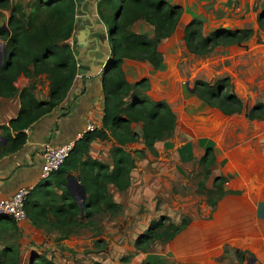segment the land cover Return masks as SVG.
Instances as JSON below:
<instances>
[{"label":"crops","instance_id":"1","mask_svg":"<svg viewBox=\"0 0 264 264\" xmlns=\"http://www.w3.org/2000/svg\"><path fill=\"white\" fill-rule=\"evenodd\" d=\"M74 1V27L67 42L77 62L76 76L60 103L25 128V142L11 152L2 150L7 146L2 125L17 115L19 92L30 83L34 84V95L38 100L47 99L48 80L45 74L35 77L20 74L14 82L17 92L10 97L0 96V197L11 195L20 186L31 185L32 191L27 199L31 202L32 199L36 200L33 211L38 210L45 200L53 202L51 193L55 195L54 198L60 196L63 178L65 185L69 177L78 178L80 182L75 170L61 171L59 174L54 172L48 178L40 179L43 143L74 142L88 124L101 126L104 103L102 73L110 56L107 19L112 9L110 4L101 6L103 1L108 0ZM166 1L180 6L181 16L174 32L158 45L163 57L160 66L153 68L145 61L125 58L122 67L130 83L148 79V93L169 105L175 113L176 126L170 137L155 142L156 153L153 154L144 147L140 124H132L140 137L123 146L134 158L131 182L125 190H118L111 183L106 185L111 203L116 205L111 210L117 211L121 207L131 210L139 198L146 196L145 189L157 192L160 188L169 194L174 186L183 189L194 187L191 185L193 180L188 182L193 168L191 161L199 160L210 147L214 163L204 183L210 187L217 177L225 176L227 180L223 183V189L227 192L217 199L214 206L209 203V206H204L200 215H193L185 228L162 245V252L159 253L163 257L161 263L264 264V151L261 146L264 127H257V120L249 119L244 113H222L200 99L193 89L195 80L211 81L229 76L235 83L236 94L247 104L251 101L253 105L257 100L264 102V30L259 28L257 20L259 14L264 12V0ZM8 16L9 10L0 8L1 27L7 25ZM192 19L202 22V34L217 28L251 27L254 32L241 45H220L207 54H194L188 52L182 39L183 28ZM132 30L151 34L152 27L138 20ZM0 44L3 49L4 41L1 39ZM0 58L3 60L2 54ZM113 145L116 142L111 137L94 139L83 159H95L111 170ZM151 157L149 167L148 159ZM170 163L171 172L166 168ZM194 167H198V164L195 163ZM68 192L75 201L81 200L75 197V191L74 195ZM86 198L87 193L84 202ZM56 201L59 202L58 198ZM43 207L46 212L33 217L39 219L37 224L29 219L28 213L27 218L19 222L10 218L0 222V235L6 234L8 227L12 226L19 231V246L2 248L0 260L16 253L18 264H29L30 260L37 261L38 257L43 256L56 264H79L77 258L81 264H89L90 256L85 249L86 244L83 245L88 241L84 239V233L62 239L58 238L56 232L47 233L43 227L56 228L54 225L57 222L49 206ZM102 208L92 218L78 220L88 225L96 223L105 226L121 219L118 216L112 223L101 217L93 219L101 211L109 210ZM172 222L180 223L179 219H172ZM122 224H130V220ZM112 231H117L113 233L114 241H117L120 238L119 230ZM107 236L103 233L98 238Z\"/></svg>","mask_w":264,"mask_h":264},{"label":"trees","instance_id":"2","mask_svg":"<svg viewBox=\"0 0 264 264\" xmlns=\"http://www.w3.org/2000/svg\"><path fill=\"white\" fill-rule=\"evenodd\" d=\"M109 4L112 9L111 16L107 19L110 56L102 73L104 103L101 126L86 131L75 140L64 163L55 171L59 174L61 171L75 170L87 193L86 201L81 210L78 202L68 192L63 178L61 194L56 197L59 202L51 193L50 199L55 202L45 200L34 212V202L26 200L28 217L35 224L39 219L35 220L33 217L46 212L43 205L49 206L56 217V228L72 224L87 225L78 219L91 217L102 210V206L109 210L116 207L111 203L106 185L111 183L118 190H125L130 185L134 158L123 146L140 137L132 124H140L144 147L153 154L156 153L155 142L170 137L176 126V116L169 105L148 93V79L142 78L130 83L126 79L122 63L125 58H129L145 61L153 68H158L163 60L158 45L176 29L181 16L180 6L169 4L166 0H110ZM0 8L9 10L6 27L0 26V39L4 41L7 52L0 64V96L10 97L17 92L14 82L20 74L29 77L45 74L49 88L48 98L44 100H38L34 95L33 82L19 92L20 108L17 115L1 127L7 139V146L2 150L11 152L19 149L25 142L24 129L60 103L76 76L77 62L72 47L67 42L74 27L75 1L28 0L22 4L19 0H0ZM119 11V16H116ZM138 20L152 27L151 34L132 30L133 24ZM257 20L259 28L264 30V12L259 14ZM201 30L202 22L198 19L185 24L182 39L188 52L203 55L220 45H241L254 32L251 27L217 28L207 34H202ZM193 89L200 99L226 115L244 113L251 120L264 119V103L259 101L248 107L247 102L233 90L229 76L212 82L197 80ZM110 137L116 142L111 147V170L95 159H83L92 140ZM198 163L202 168L199 186L207 192L208 203L214 206L217 199L227 192L223 189L227 178L220 176L210 187L205 185L204 181L214 163L210 147L199 158ZM187 224L188 221L184 219L179 224H164L160 219L152 220L146 232L137 237L136 246L156 239L169 241ZM18 259V255L11 254L0 260V264H18ZM29 264L54 263L38 257L37 261L30 260Z\"/></svg>","mask_w":264,"mask_h":264},{"label":"rangeland","instance_id":"3","mask_svg":"<svg viewBox=\"0 0 264 264\" xmlns=\"http://www.w3.org/2000/svg\"><path fill=\"white\" fill-rule=\"evenodd\" d=\"M109 1L110 0L103 1L101 6L104 7L108 5ZM26 2L27 0L22 1L21 3L25 4ZM1 54L2 44H0V55ZM213 80L208 82H212ZM230 81L233 84V90L236 93L235 83L232 78H230ZM262 99H264V97ZM257 102H259V100H257ZM251 103V101L248 103V107H251ZM253 103H256V101ZM255 120H257V127H264V119L256 118ZM261 141V146L264 151V137ZM150 159H152V157L148 159L149 167L151 166ZM195 163L198 164V167H194ZM170 167H172V163H170L169 166H166L167 169H170ZM191 167L193 168L192 171H190V179L188 182L193 180L191 185L193 184L194 187L183 189L182 187L174 186L173 191L169 194H166L160 188H158L157 192H150V190L148 191L145 189L146 196L139 198L131 210H128L126 207H121L117 211L105 210L101 211L95 216V218H93L98 220L97 217H101V219L112 223V220L115 221L118 219V216H120L121 219L116 220L114 222L115 225L113 226L111 225L114 223L106 224L105 226H100L95 223L89 225L72 224L68 227L66 226L57 229L45 226L43 229L47 233L49 231L56 232L59 239L68 238L70 235L83 232L84 234H82L85 235L84 239L88 240L83 243V245L86 244L85 249L90 256L89 264H162L161 261L163 257L159 253L162 252V245L166 242L156 239L151 240L148 243H142L140 246H136V239L140 234L146 232V229L152 220L160 219L164 224L172 222V219L191 221L193 215H200L203 212V207L209 206V196L207 192L199 186V182L202 180V168L199 165L198 160H195L194 163L191 161ZM171 171L172 169L169 170V172ZM161 186H163L162 182ZM32 201L36 204V200L32 199ZM127 217H129L130 224H122L123 222H126V220L129 221ZM5 220L6 219H2L0 222H6ZM116 229L119 230L118 234H120V238L117 241H114L115 235L113 233H116L117 231L112 230ZM103 233L105 236L108 235L107 238H98V236ZM18 234L19 231L15 226L8 227L6 234L0 235V250L4 247H18ZM7 235H9V237H7ZM111 239H113V241H111ZM74 244L77 245V243ZM14 255L17 254L14 253ZM52 262L56 264L54 261ZM77 262L81 264L78 258ZM168 264H170V262Z\"/></svg>","mask_w":264,"mask_h":264},{"label":"built area","instance_id":"4","mask_svg":"<svg viewBox=\"0 0 264 264\" xmlns=\"http://www.w3.org/2000/svg\"><path fill=\"white\" fill-rule=\"evenodd\" d=\"M93 124H88L86 130L79 135L81 137L86 131H92ZM74 142L63 144H52L45 142L42 145L41 157L43 166L40 172V179L48 178L53 172L58 170L73 148ZM32 186H20L14 193L7 197H0V219L10 218L14 221H22L27 218L25 207L26 200L31 194Z\"/></svg>","mask_w":264,"mask_h":264},{"label":"water","instance_id":"5","mask_svg":"<svg viewBox=\"0 0 264 264\" xmlns=\"http://www.w3.org/2000/svg\"><path fill=\"white\" fill-rule=\"evenodd\" d=\"M121 9V6H120ZM120 11L116 14V16H119ZM3 27H6V25H4ZM7 52L5 47H3L2 49V56L6 57ZM2 61V58H0V63ZM80 66H78V70H79ZM67 189L74 195V191L77 193V195L75 197H77V199L80 197L81 200L78 201L80 209L82 210L83 207V203H84V199L86 197V191L84 189V187L80 184L79 179L78 178H74V177H69V180L67 181ZM5 219V218H2Z\"/></svg>","mask_w":264,"mask_h":264}]
</instances>
